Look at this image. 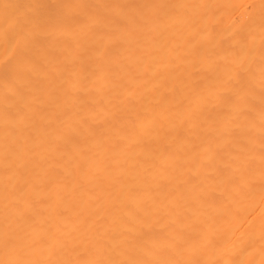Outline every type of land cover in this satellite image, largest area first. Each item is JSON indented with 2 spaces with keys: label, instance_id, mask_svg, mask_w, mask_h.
I'll return each mask as SVG.
<instances>
[{
  "label": "bare ground",
  "instance_id": "6f19581e",
  "mask_svg": "<svg viewBox=\"0 0 264 264\" xmlns=\"http://www.w3.org/2000/svg\"><path fill=\"white\" fill-rule=\"evenodd\" d=\"M0 264H264V0H0Z\"/></svg>",
  "mask_w": 264,
  "mask_h": 264
}]
</instances>
